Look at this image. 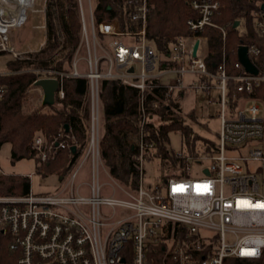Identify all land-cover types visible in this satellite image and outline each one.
Listing matches in <instances>:
<instances>
[{
	"label": "built area",
	"instance_id": "2783aa9c",
	"mask_svg": "<svg viewBox=\"0 0 264 264\" xmlns=\"http://www.w3.org/2000/svg\"><path fill=\"white\" fill-rule=\"evenodd\" d=\"M187 1L196 13L185 21L188 34L177 36L159 53L145 35L147 0H123L129 18L138 23L136 29H122L117 17L95 21L93 0H77L81 37L71 70L34 71L40 73L36 79L58 80L55 94L59 97L64 94L63 76L89 79V137L82 161L62 188L0 194V234L6 236L7 248L15 255L16 264H153L148 253L159 246L163 253L161 264H233V258L257 259L264 254V148L249 147L246 156L239 151L249 142L262 139L264 132V103L250 95L264 81V72L252 60L264 47V10L251 12V24L262 43H241L247 46L248 57L258 73L247 72L237 58L232 67L241 72L230 74L225 30L213 19L220 13V2ZM46 2L42 8L44 18ZM34 4L35 0H0V52L24 57L25 52L10 42L9 33L25 25L26 12ZM206 26L221 31L218 60L210 57L212 51L205 43ZM40 27L45 28V20ZM98 34L106 39L99 40ZM195 41L198 44L193 53ZM80 48L84 50V70L77 67ZM235 52L237 55V48ZM168 74L173 78L161 81ZM100 78L118 79L140 91L156 79V85L172 94L186 90L200 93L201 99L219 108L214 147L210 152L186 156L183 169L172 171L160 184L144 186L143 163L153 146L141 137L134 156L139 175L137 187L118 196L111 185L112 193L102 195ZM230 79L237 81L236 93L229 94ZM3 93L4 87L0 86V98ZM140 111L142 124V103ZM53 141L46 144L40 134L34 136L32 147L40 160L46 159ZM54 146L64 148L67 144L60 141ZM175 154L183 156L182 151ZM86 160L91 170L90 193L83 195L74 193L72 181ZM203 160L209 164L192 177L190 161L200 165Z\"/></svg>",
	"mask_w": 264,
	"mask_h": 264
},
{
	"label": "trees",
	"instance_id": "16d2710c",
	"mask_svg": "<svg viewBox=\"0 0 264 264\" xmlns=\"http://www.w3.org/2000/svg\"><path fill=\"white\" fill-rule=\"evenodd\" d=\"M220 13L214 21L225 30L224 47L227 53L228 73L236 74L232 67L237 60L239 44L262 43L251 24V12L259 9L264 0H218ZM95 21L117 17L122 29H136L138 23L131 20L123 0H93ZM145 24L147 42L157 52L165 51L179 35H187L185 21L196 13L187 0H147ZM235 20L240 24L233 26ZM243 22V30L239 26ZM45 37L34 51H26L24 57H11L5 67L9 73L0 75L4 93L0 98V146L9 144L11 160L33 158L39 173H55L59 178L67 174L79 155L85 150L89 137L90 83L85 76H63V97L54 95V103L41 104L32 110L24 108L27 91L34 87L39 72L34 69L71 70V63L81 37V22L77 0H47L45 9ZM205 43L212 51L210 57L218 60L222 48L221 31L206 26ZM99 39H106L98 34ZM252 60L264 72V47ZM83 63V62H82ZM153 79L142 91L122 83L118 79L100 78L98 97L101 122H99V150L102 163L109 175L119 183L135 189L138 184V165L134 158L142 137L153 148L146 154V161L157 158L167 169L181 170L186 156L210 152L215 140L203 138L192 128L181 112L179 98L184 92L172 94ZM237 81L228 80L229 94L235 92ZM239 93V92H238ZM252 97L264 103V81L253 88ZM145 120L141 124L140 105ZM194 120L193 113L188 115ZM178 131L183 143V156H177L168 148V132ZM40 134L45 142L53 139L52 148L45 160H40L32 147L33 138ZM64 141V148L55 142ZM74 146V150L71 147ZM30 189L27 175L0 173V194H25ZM170 224V223H169ZM176 229L178 227L176 226ZM0 234V264H16V257L9 252ZM3 240V241H2ZM6 244V246H5ZM161 246L148 253L153 264H161ZM233 264H264V254L257 259L233 258Z\"/></svg>",
	"mask_w": 264,
	"mask_h": 264
},
{
	"label": "rangeland",
	"instance_id": "374dc122",
	"mask_svg": "<svg viewBox=\"0 0 264 264\" xmlns=\"http://www.w3.org/2000/svg\"><path fill=\"white\" fill-rule=\"evenodd\" d=\"M45 0H35L33 5V10L30 9L26 12L27 20L24 26L17 28L9 33L10 42L16 47L18 51H34L37 50L43 43L45 37V29L40 27L44 25V15L42 12L43 2ZM239 29L243 30V22L239 26ZM100 40V39H99ZM202 43L200 45L201 50ZM84 50L80 48L77 53L79 70H84L83 62ZM12 55L5 52H0V73H9L6 70L5 62L7 59L11 58ZM1 75V74H0ZM173 78L172 74L165 75L161 78V81H169ZM201 94L193 90H186L183 95L179 98V103L181 107V112L185 117L186 122H188L192 128V131L210 140H216L217 132L219 128L218 111L217 105L210 104L206 100L201 99ZM42 104V91L39 87H31L27 91V96L24 99L25 109H35L39 108ZM193 113V119L188 116ZM264 123V108L261 113ZM101 122V117H100ZM50 142H46L49 144ZM168 148L172 151H182L183 143L181 141V135L178 131L168 132ZM249 147H260L264 148V132L263 137L257 141H251L245 148H240V155L246 156ZM100 151V150H99ZM84 157V151L79 155L75 163L73 164L71 170L64 175L63 178H59L55 173L42 174L39 173L36 167L35 160L33 158H23L20 160H11L9 154V144L4 143L0 146V170L2 173L6 174H21L27 175L30 180V190L35 193L41 192H52L56 189L62 188L69 181L72 172L77 169L78 165ZM101 157V156H100ZM247 162V161H245ZM244 163V162H243ZM192 177L197 176L200 172L198 170L201 167L208 165V160H203L199 165L196 161H190ZM248 164V163H245ZM167 174V169L159 161V159L154 158L143 163V185H154L160 184ZM91 181V170L90 163L88 160L82 163L78 168V171L72 181V187L74 193L79 192L83 195H88L90 193L88 183ZM99 182L101 186L102 195H110L112 193L111 185L116 189L115 194L118 196H125L126 191L130 192V188L125 186L115 179H113L106 168L104 167L102 160L99 168ZM69 189V188H68ZM2 239L5 241L6 236ZM2 240V241H3ZM6 242V241H5ZM6 246V244H5Z\"/></svg>",
	"mask_w": 264,
	"mask_h": 264
},
{
	"label": "water",
	"instance_id": "95a60500",
	"mask_svg": "<svg viewBox=\"0 0 264 264\" xmlns=\"http://www.w3.org/2000/svg\"><path fill=\"white\" fill-rule=\"evenodd\" d=\"M260 8L264 10V3L260 5ZM239 24V20H235L233 26L236 27ZM198 41L194 42L193 53H195ZM237 58L244 66L245 70L251 74H257V67L250 61L247 54L246 45H238L237 47ZM34 85L39 87L42 91V104L51 105L54 103V95L58 89V80L56 78H38L34 81ZM74 150V146L71 147ZM207 170H205L206 172Z\"/></svg>",
	"mask_w": 264,
	"mask_h": 264
}]
</instances>
